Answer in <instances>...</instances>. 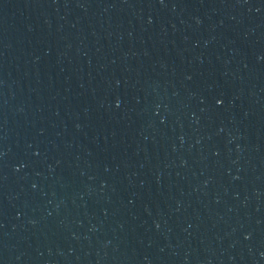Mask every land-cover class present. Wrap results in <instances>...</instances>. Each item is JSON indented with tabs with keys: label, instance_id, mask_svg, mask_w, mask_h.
<instances>
[{
	"label": "water",
	"instance_id": "1",
	"mask_svg": "<svg viewBox=\"0 0 264 264\" xmlns=\"http://www.w3.org/2000/svg\"><path fill=\"white\" fill-rule=\"evenodd\" d=\"M0 264H264V0H0Z\"/></svg>",
	"mask_w": 264,
	"mask_h": 264
}]
</instances>
